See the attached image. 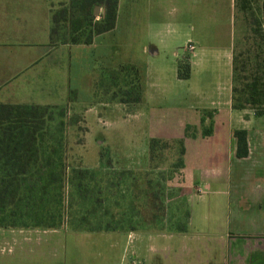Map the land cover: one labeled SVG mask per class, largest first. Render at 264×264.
Listing matches in <instances>:
<instances>
[{
	"label": "rangeland",
	"instance_id": "obj_1",
	"mask_svg": "<svg viewBox=\"0 0 264 264\" xmlns=\"http://www.w3.org/2000/svg\"><path fill=\"white\" fill-rule=\"evenodd\" d=\"M69 2L54 6L53 26L62 57L60 67L67 77L65 96L61 94L56 104L29 105L33 111L26 114V127L29 133L35 131L40 145V159L31 171L35 175L21 182L23 196L15 206L26 214L18 215L14 222L32 226L0 227V264H54L58 259L63 264H236L231 259L230 183L211 179L206 187L202 185L207 182L204 176L185 172L180 166L184 155L181 138H156L164 127L138 110H143L146 101V106L169 113L174 121L181 115L180 106L189 89L196 84L219 86L220 80L206 79L205 72L190 80L177 79L178 65L182 74L187 66L190 73V48L182 53L177 45L184 44L185 32L203 36L194 27L198 24L194 9L171 1L162 2L161 10L154 1L133 7L138 13L133 20L130 17L128 28L134 23L133 27L145 31L137 39L124 31L119 56L115 48H100L99 34L92 35L93 46L84 47L92 30L84 19L89 10L71 8L63 13ZM107 5L104 0L93 13L95 21ZM203 11V20H207L208 9L203 7ZM252 11L257 14L254 4L251 9L237 1L233 54L238 66L245 63L239 75L247 77L256 64L257 73L264 74V36L252 32ZM162 21L170 24L162 31L166 48L162 52L156 44L158 62L154 64L149 57L152 47H141L148 39L155 43L151 28ZM206 28L203 30L214 35L215 30ZM223 41L221 35L215 42ZM243 83L241 79L235 82L239 89ZM203 111H212L213 116L216 112L201 110V116ZM209 121L206 118L203 125L207 127ZM198 131L196 127V134ZM205 171L210 178L228 173L211 163L205 165ZM40 184H44L42 195L38 190L29 191L32 186L39 189ZM41 213L42 219L37 218ZM41 224L54 226H33ZM105 230L116 252H109L101 242L105 240L79 236V232ZM66 233L70 240H66L65 251L62 245L56 246ZM20 240L27 241L24 250L15 247ZM238 243L240 240L235 241ZM36 254L44 255V260L33 257Z\"/></svg>",
	"mask_w": 264,
	"mask_h": 264
},
{
	"label": "crops",
	"instance_id": "obj_2",
	"mask_svg": "<svg viewBox=\"0 0 264 264\" xmlns=\"http://www.w3.org/2000/svg\"><path fill=\"white\" fill-rule=\"evenodd\" d=\"M68 1L0 0V103L51 105L59 102L61 94L65 96L66 72L60 67V46L54 42L51 32L54 26V6ZM152 1L157 2L156 8L159 10L161 3L165 1L183 4L185 9H194V21L198 23L194 27L198 26L203 36L201 38L185 32L182 38L185 39L184 44L177 45L182 53L188 46L190 48V73L186 79L190 80L194 75L205 72L206 79H219L220 83L219 86L212 85L210 88L206 84H196L189 89L185 94L184 104L180 106L183 108L181 115L174 121L170 119L169 113L146 106V101L143 110H138L164 127L156 138H182V169L185 172L188 170L191 176H204L207 182L202 185L206 187H210L211 179L230 183V223L234 224L230 226L231 259L236 260V264L240 260L242 264H264V113L256 115L250 107L234 108L232 100V58L238 0H118L114 27L98 35L100 48L104 51L115 48L121 56L124 31H129L130 37L134 39L139 38L138 35L145 31L143 27H133L134 23L128 28L129 19L133 20L134 14L138 13L134 12L133 7L149 5ZM261 3L262 0H258L259 7ZM203 7L208 9L205 14L207 20H203ZM258 15H261V10H258ZM168 23L162 21L153 26L152 39L155 43L151 44L148 39L141 47L143 50L148 46L152 47L149 57L153 58L151 62L154 64L158 62L156 44L162 52L166 48V38H162V31L165 25H170ZM174 24L177 25L176 22ZM206 27L215 30L214 35L204 31V28L208 29ZM221 35L224 36L223 43H216ZM93 43L95 39L84 47L90 48ZM130 53L134 55V51L131 50ZM177 79L185 80L179 78L178 74ZM205 109L216 112L213 116V132L208 136H201L200 111ZM168 122L172 124L167 126ZM187 124L196 126L199 130L195 137L183 135ZM235 129L246 131L247 153L243 157L236 156L237 143L233 135ZM210 163L224 171L228 170L227 175L210 178L205 171V165ZM79 234L95 240H105L101 242L106 244L109 252L113 249V244L108 243L111 235H107L110 234L107 231ZM67 236L68 233L65 234L62 244L56 247L62 245V249L66 251V243L70 240ZM238 240L240 243L236 245L235 241ZM98 242L100 241L95 243ZM26 243L27 241L20 240L15 247L24 250L27 248ZM32 247L28 248L34 250ZM113 250L116 252V247ZM52 252L53 255L55 251ZM39 255L33 257L44 260V255ZM53 263L63 264V261L58 259Z\"/></svg>",
	"mask_w": 264,
	"mask_h": 264
},
{
	"label": "trees",
	"instance_id": "obj_3",
	"mask_svg": "<svg viewBox=\"0 0 264 264\" xmlns=\"http://www.w3.org/2000/svg\"><path fill=\"white\" fill-rule=\"evenodd\" d=\"M104 0H70L68 6L63 9V13H66L71 8L80 9L82 12L88 8V13L84 16L86 20L85 25L89 26L92 30L88 37L83 41L85 44L92 42L93 34H100L111 30L114 27L116 19V5L117 0H107L108 5L101 15L99 21H95V15L93 14V8L95 5L100 6ZM258 0H241V7L251 8L252 4L255 5L256 12L251 13L252 24L254 29L253 34L258 36H264V0H262L261 7L258 6ZM258 10H261V15H258ZM53 22H56V13H53ZM79 27V26H78ZM52 37L54 36V27L52 28ZM71 42H78V40H70ZM234 48V47H233ZM242 61L240 66L237 65V55L233 54L232 58V100L234 108L250 107L254 109L256 115L264 113V74L259 75L258 64L255 66V71L251 76H240L239 71L244 66ZM177 74L179 78L186 79L189 77V66L186 67L184 74L180 72V66L178 65ZM241 79L244 81L243 86L239 89L235 82ZM248 80V81H247ZM123 102V101H122ZM33 107L22 104H7L0 103V227H15V226H32V224L25 223V225H17L14 222V218L18 215L22 216L26 214L22 212L19 205L15 206L20 202L21 196V182L32 174V168L35 166L37 161L40 159L39 156V142H37V136L34 135V130L29 133L28 125L29 122L27 115L31 113ZM213 112L203 111L201 116V134L203 136L210 135L212 133L213 126ZM209 118V125L205 127L203 124ZM26 127V128H25ZM233 135L236 138L237 149L236 156L243 157L247 153L246 147V131L244 129H235ZM185 137H195L196 127L187 124L184 129ZM155 140L152 138L151 141ZM182 143V138L179 139ZM183 153V148L181 150ZM46 162L47 159H46ZM180 166L183 167V159H180ZM38 186H32L29 191L35 192L38 190L42 195L44 184ZM29 193V192H27ZM32 199V197H30ZM14 200V202H13ZM11 202L12 205H11ZM44 214L41 213L37 218ZM36 215V214H35ZM42 219V218H41ZM41 219H37L39 223ZM26 220V219H23ZM33 226L52 227L54 225L41 224ZM106 231V230H105ZM176 232H183L184 229L175 228Z\"/></svg>",
	"mask_w": 264,
	"mask_h": 264
},
{
	"label": "water",
	"instance_id": "obj_4",
	"mask_svg": "<svg viewBox=\"0 0 264 264\" xmlns=\"http://www.w3.org/2000/svg\"><path fill=\"white\" fill-rule=\"evenodd\" d=\"M99 6L98 5H95L94 8H93V13H97V10H98Z\"/></svg>",
	"mask_w": 264,
	"mask_h": 264
}]
</instances>
